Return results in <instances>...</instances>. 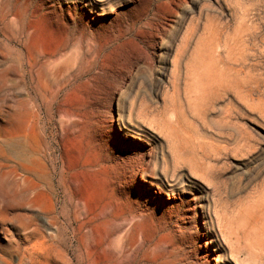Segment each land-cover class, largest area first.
<instances>
[{
	"label": "rangeland",
	"instance_id": "obj_1",
	"mask_svg": "<svg viewBox=\"0 0 264 264\" xmlns=\"http://www.w3.org/2000/svg\"><path fill=\"white\" fill-rule=\"evenodd\" d=\"M0 213V264H264V0H0Z\"/></svg>",
	"mask_w": 264,
	"mask_h": 264
},
{
	"label": "bare ground",
	"instance_id": "obj_2",
	"mask_svg": "<svg viewBox=\"0 0 264 264\" xmlns=\"http://www.w3.org/2000/svg\"><path fill=\"white\" fill-rule=\"evenodd\" d=\"M181 162H182V161H181ZM177 163H178V162H177ZM180 164H181V163H180ZM27 165H28V164H27ZM23 167H24V166H23ZM190 168H191V167H190ZM172 170H173V169H172ZM192 172H193V171H192ZM194 173H195V172H194ZM15 174H16V172H15ZM29 180H30V179H29ZM20 181H21V180H20ZM25 182H28V178H25V179H24V183H25ZM22 183H23V182H22ZM14 184H15V183H14ZM17 184H18V183H17ZM32 186H33V185H32ZM31 188H32V187H31ZM31 188H30L29 185H27L26 188L24 187V188L22 189V192H23L24 194H27V192H28L29 189H31ZM14 191H15V190H14ZM31 194H32V193H31ZM35 196H36V195H35ZM28 201H29V200H28ZM30 201L32 202L33 200L30 199ZM219 217H220V216H219ZM219 217L217 218L216 221H220V220H219ZM0 219H1V220H7V216H6L5 214H3V213H0ZM49 222L51 223L52 221L50 220ZM49 222H48V223H49ZM4 260H5V259H4Z\"/></svg>",
	"mask_w": 264,
	"mask_h": 264
}]
</instances>
